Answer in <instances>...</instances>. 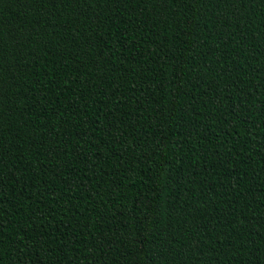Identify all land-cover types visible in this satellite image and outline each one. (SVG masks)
<instances>
[{
  "label": "trees",
  "instance_id": "trees-1",
  "mask_svg": "<svg viewBox=\"0 0 264 264\" xmlns=\"http://www.w3.org/2000/svg\"><path fill=\"white\" fill-rule=\"evenodd\" d=\"M0 264H264V0H0Z\"/></svg>",
  "mask_w": 264,
  "mask_h": 264
}]
</instances>
